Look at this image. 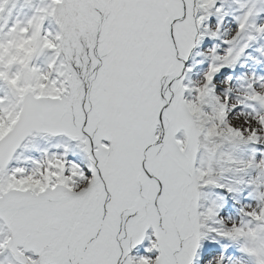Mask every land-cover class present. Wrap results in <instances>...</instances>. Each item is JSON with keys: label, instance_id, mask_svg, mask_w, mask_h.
Listing matches in <instances>:
<instances>
[{"label": "snow or ice", "instance_id": "obj_1", "mask_svg": "<svg viewBox=\"0 0 264 264\" xmlns=\"http://www.w3.org/2000/svg\"><path fill=\"white\" fill-rule=\"evenodd\" d=\"M0 264H264V0H0Z\"/></svg>", "mask_w": 264, "mask_h": 264}]
</instances>
